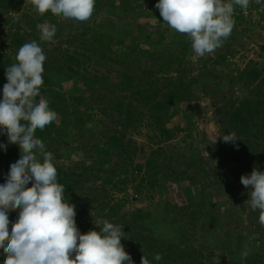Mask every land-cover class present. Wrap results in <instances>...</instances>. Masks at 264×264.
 Returning a JSON list of instances; mask_svg holds the SVG:
<instances>
[{
	"label": "trees",
	"instance_id": "16d2710c",
	"mask_svg": "<svg viewBox=\"0 0 264 264\" xmlns=\"http://www.w3.org/2000/svg\"><path fill=\"white\" fill-rule=\"evenodd\" d=\"M24 1L0 0V14L2 10L8 11L23 4ZM102 1L106 0H95L93 13L102 8L114 13V0H108L104 4ZM31 5L32 12H24L23 16L12 24L13 51L4 55L9 66L17 63L16 56L22 45L33 40L40 43V30L37 25L43 24L47 18L51 20V23L56 19L50 11L41 15L34 5ZM136 6L144 10L143 5L136 4ZM156 10L160 12L159 9L156 8ZM140 14L143 15L142 12ZM159 16L163 21L161 15ZM67 20L70 23L75 21ZM105 24L112 29V32L106 30L107 33H112L111 41L103 38V29L95 33L91 41L87 39L85 44L80 45L83 52L73 50L70 53L66 50L63 60L57 57L55 60L45 61L42 74L44 83L40 89V95L48 100L50 109L54 110L59 116L57 119H60L58 123L56 119L44 129L38 128L35 132L36 137L45 143L46 150L53 155H61V151L64 150L61 143L69 145L65 138L70 124L75 129L74 136L83 138L86 133L92 135L87 124L91 122L93 116L91 109L94 103L98 104L100 114L117 118V124L121 126V129L106 128L104 131L93 132L94 136L101 138L98 144L92 143L85 137L86 146L82 149L84 153L82 160L74 161L67 167L54 163L57 169V182L65 187V201L75 205V221L78 229L81 233L85 232L88 224L77 219L84 220L88 215L97 221L107 220L110 223L122 225L124 238H121V243L134 264H141L142 256H145L150 264H264V225L259 222V210L252 211L247 202L248 205L244 206L243 212L248 210L249 224L243 225L237 216L233 217L231 214H228L229 221L226 223L222 218L224 215L221 216L220 201L214 199L215 193L206 191L207 187L212 186L213 179L215 182H220L224 176L210 164L213 158L220 161L224 158L219 149L210 154L209 158H204L197 157L195 152L187 156V153H183L181 144L178 143L170 150L163 145L174 135V129L165 125L168 119L184 112L187 116L189 108H191L189 114H194L191 100L195 96L192 94V87L196 80L186 79L187 68L183 61L192 43L189 37L186 34L170 32L169 28H158L153 36L151 32L144 34L148 43L157 47L156 51H147V57L153 56L154 53L158 54V61L144 68L139 63V57L129 55L130 51H134L133 43L129 44L124 49L128 53L122 55L123 60L115 71L116 79H113L109 75L110 70H104L103 67L109 66L108 61H118L112 56L114 50L111 45L118 40L116 36H113L117 26L113 19H110V25L107 22ZM84 33L86 34V29L80 35H85ZM156 33H158L157 37ZM59 49L54 47L53 50ZM118 55L122 57L121 53L116 52L115 56L118 57ZM130 58H133L132 62L126 65ZM131 66L137 67L136 71L141 70L142 73H134L130 70ZM5 74L0 73V100L3 98V86L7 83ZM260 78L261 80L252 87ZM65 80L72 81L74 85L81 88L79 95L72 96L73 104L70 105L68 97L61 91L62 81ZM239 80L241 83L244 81L249 90H255V96L230 100L228 109L218 106L217 111L230 117L229 122L236 127L238 139L239 136L244 135L248 137L245 140L251 143L249 138L254 137L257 140L254 145L258 147L260 145L258 139L264 140V133L257 131L258 127L264 129L262 115L264 75L262 71L252 67L244 69L240 73ZM54 84H57L59 88L52 87ZM98 88L103 90L98 91ZM255 97L261 99L256 100ZM36 99L38 101L39 97ZM182 103L186 105H181ZM80 105L85 107L84 111L79 108ZM146 110L150 112L148 124L155 131L154 136L157 138L149 145L138 144L133 138L127 137L126 132V128L143 120L145 116L143 112ZM111 111L113 113H110ZM256 116L259 117L260 124L256 122ZM0 144L7 145L6 152L15 159L13 163L20 158L19 146L10 144L6 134L0 135ZM252 150V145L249 144L238 157L231 155L228 157L227 161L233 162L234 176H238L239 168H243L239 166L235 169V166H238L239 161L246 159L248 167L241 170L251 174L254 169L253 161L250 160ZM177 161L178 165L175 164ZM255 163L258 165L257 161ZM260 163L258 170L264 168L262 166L264 154ZM181 164H185L186 169L181 170ZM194 167L197 170L190 174L188 169ZM164 179L172 182L189 179L192 183L187 188L190 202L177 205L169 199L156 201V194ZM99 180L103 181V184L100 183V185ZM5 182L6 177L0 174V185ZM197 182L202 184L200 190L193 189V185ZM131 183H136L134 189L138 200L146 198L150 202L154 201L150 203L151 207H126L128 197L123 195L119 198L112 193L113 187L118 191H127ZM237 184L238 182H229L230 188L228 191H223L225 193L222 192V195L229 194L232 200L239 203L248 201L249 191L245 190L243 193L236 187ZM18 215L19 209L8 213L9 232H11L12 224L18 219ZM175 225L177 229H180L178 230L180 238L173 242L169 238L173 232H176ZM256 228L261 232L260 237L254 236ZM91 230L99 231L100 229L95 225ZM250 236L255 238L249 241ZM197 242H200V250L196 247ZM245 245L251 249V252L247 258H242L241 254ZM204 248L207 251H204ZM157 253L162 255L160 261L154 259Z\"/></svg>",
	"mask_w": 264,
	"mask_h": 264
},
{
	"label": "rangeland",
	"instance_id": "374dc122",
	"mask_svg": "<svg viewBox=\"0 0 264 264\" xmlns=\"http://www.w3.org/2000/svg\"><path fill=\"white\" fill-rule=\"evenodd\" d=\"M106 1H102L103 4ZM158 0H114L113 11L110 13L107 9L102 8L97 12L92 14V17L87 21H78L69 22L67 18L63 16H56L55 23H51L50 19H45L44 23L48 25H55L57 32L52 41H42L39 39L38 43L46 56L45 61H52L55 58L59 57L61 60L64 59L65 51L72 52L73 50L81 51L84 50L81 48V44H85V41L93 39V35L104 29V36L108 41H111L112 33H107L106 30L111 31V27H106V22L110 25V19H113L117 26V31H114L113 36L117 37V41L113 42L114 53L113 57L117 58L118 61L109 62L107 68L109 69V75L115 78V71L119 68V63L123 60V54L125 52V47L127 45H134V51H130L129 55L131 57H136L140 59V64L144 66H150V63L157 62L158 54H153V56L147 57V51H156L157 47L149 44L148 40L144 38V34L151 32V36L154 35L155 31L158 28L166 29L169 28L170 32H176L173 30L166 22L160 20V12L155 8V4ZM228 2V0H225ZM32 0H25L23 4L15 6L8 11L2 10L0 14V73L5 74L6 68L9 66V62L4 57L5 54L12 53V37L14 28L12 24L17 22V19L23 16L24 12H32ZM136 4L143 5V9L137 8ZM15 5V4H14ZM143 13L140 14V13ZM125 14V16H124ZM234 19L236 21L231 35L227 40L224 41L223 45L216 49L212 54H206L204 57L197 56L193 49L192 43L190 44L189 52L184 57V65H186L187 70L185 71L186 79L192 80L195 79V83L192 87V94L195 96L191 100L192 110L194 114L190 113L189 108L188 115L184 113L175 114L172 116L165 125L169 128L174 129V135L170 141L163 143V145L170 150L176 144H181L183 147V153H187V156L191 152H195L197 157L209 158L210 154H213L216 150L219 149L222 157V161L216 160L213 158L210 162L211 165L218 171L223 173L222 180L220 182H215L213 179L212 186L206 188L207 192L215 193L214 199L219 200L221 205V216L224 221L227 223L229 221L228 214L234 215L239 218L240 223L249 224L250 219L247 216V211L243 212L244 206H247V201L244 200L242 203L232 200L229 194H223V191H228L230 188L228 186L229 182H238L237 188L243 193L246 191H251V187L246 188L241 183L242 175H250L245 170L248 167L247 159L238 162V166H235V169L239 168L238 176L233 175L234 166L233 162H228V157L239 156L243 151L252 145V158L253 161L252 167L258 169L261 166V160L264 154V140L258 139L259 146L256 147L254 143L257 141L254 137L250 136L251 143H248L245 139L248 138L244 135L239 136L236 132V127L229 122L230 117L227 114H223L217 111V107L228 109L230 100H239L244 97H254V91L249 90L246 87V83H241L239 80L240 73L247 68H257L262 71L264 75V0H260L259 3L256 0H250L249 6L247 9H242L239 5H234ZM162 17V16H161ZM161 22H160V21ZM21 24V20H20ZM87 25L88 27L84 26ZM144 25L145 27H143ZM84 29H86L85 35H80ZM156 33V37H157ZM167 35V34H166ZM190 40V38H189ZM191 41V40H190ZM192 42V41H191ZM54 47L60 48L59 50H53ZM143 50V52H141ZM52 52V53H51ZM121 53L120 57L115 56V53ZM133 58H130L126 65L132 62ZM107 61V60H105ZM103 70V71H104ZM130 70L134 73H142L141 70H137V67L131 66ZM81 73L83 71L81 70ZM173 75L175 73H172ZM6 75V74H5ZM256 80L252 87L260 81ZM52 87L55 89L59 88L57 84H54ZM62 92L68 97L69 105L73 104L72 96H77L81 93L80 86L74 85L72 81L65 80L62 81ZM252 89V88H250ZM103 89L98 88V91ZM122 94V93H121ZM88 95V93H87ZM259 97V96H258ZM257 100L258 98L255 97ZM259 98L258 100H260ZM2 100V99H1ZM91 109V122H88L87 127L91 130V134H84L83 138H79L73 135L75 129L72 128L70 124L67 128L68 135H66V140L69 142V145L61 143L63 146L61 155H53L54 163L63 166H69L70 163L74 161H80L84 158V153L82 149L86 146L84 144L85 137L89 139L92 143L98 144L101 142L100 136H94L93 132L104 131L106 128L121 129V126L117 124V118L114 119L111 116H104L98 112L97 103L93 104ZM181 105H186L182 103ZM237 105V103H235ZM64 106V105H63ZM81 110H85L83 105L79 107ZM110 111V110H109ZM110 113H113L111 111ZM145 116L143 120L139 121L137 124H134L131 127L126 128L127 137L133 138L138 144L149 145L151 142L156 141L157 138L154 136L155 131L151 126H149L150 115L149 111L143 112ZM264 116V112L262 114ZM73 116H71L72 118ZM59 118V116H58ZM60 119H57V123ZM256 122L260 124V119L256 116ZM179 127V128H177ZM234 127V128H233ZM255 129V128H253ZM257 131L264 133V129L261 127L257 128ZM229 133H235L236 138L238 139L235 144L232 142L225 143L221 138ZM2 133H0L1 135ZM216 140V142H215ZM215 142V143H214ZM238 146V147H237ZM0 174H3L4 177H7L10 171V165L13 164L14 160L10 154L0 148ZM251 151V150H250ZM249 151V152H250ZM187 159V158H186ZM258 162V165L255 163ZM242 163V164H240ZM178 165V161L175 162ZM240 164V165H239ZM264 166V164L262 165ZM181 170L186 169L185 164H181ZM197 169L191 168L188 169L190 174H193ZM261 172H264L263 169H259ZM200 173L201 170H199ZM239 177V178H237ZM98 183L103 184V181L99 180ZM100 184V185H101ZM136 183H131L127 187V191H118L114 187L111 189L112 193L117 197L127 196L129 201L126 207H151L148 199L144 198L143 200H138L137 195L134 189ZM188 185H192L189 179L184 181L172 182L164 179L162 181L161 188L156 194V201L169 199L172 203L177 205H182V203L190 202V195ZM201 183L197 182L196 185H193V189L197 188L200 190ZM225 193V192H223ZM160 200V201H161ZM247 204V205H246ZM233 206V207H232ZM220 214V213H219ZM78 221H85L87 228L85 232L87 233L93 227L97 219L90 218L88 215L84 220L78 218ZM176 232H173L171 241L176 242L180 236V229L176 228ZM260 231L258 228L255 229V237H260ZM264 236V233H263ZM198 250L201 249L200 242L196 243ZM204 251H207L204 248ZM4 252L0 249V264H4Z\"/></svg>",
	"mask_w": 264,
	"mask_h": 264
},
{
	"label": "clouds",
	"instance_id": "9594fccd",
	"mask_svg": "<svg viewBox=\"0 0 264 264\" xmlns=\"http://www.w3.org/2000/svg\"><path fill=\"white\" fill-rule=\"evenodd\" d=\"M249 3L250 0H158L155 7L167 25L190 38L194 53L204 57L214 53L231 35L236 23L234 5L247 9ZM32 4L41 15L50 11L81 22L89 20L95 8V0H32ZM37 28L42 41H52L57 32L55 25L47 23ZM45 60L42 47L33 40L20 47L17 63L6 68L0 133L7 135L10 144L19 146L20 158L10 165L6 182L0 185V249L5 254L4 264H134L121 243L122 225L98 220L94 223L99 231L80 232L75 205L65 201V187L57 182L54 156L35 135L38 128L44 129L58 118L48 100L40 95ZM221 139L233 144L238 140L235 133ZM0 148L6 151L7 145L0 144ZM240 179L246 188L251 187L247 202L252 211L259 210V222L264 225V172L254 168ZM17 209L18 219L9 232L8 213ZM250 252L245 245L242 258ZM154 259L160 261L162 255L157 253ZM141 264L150 261L142 256Z\"/></svg>",
	"mask_w": 264,
	"mask_h": 264
}]
</instances>
